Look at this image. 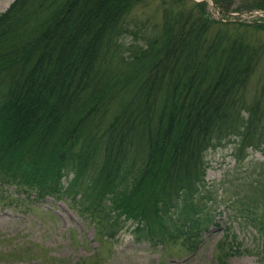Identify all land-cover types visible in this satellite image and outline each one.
Instances as JSON below:
<instances>
[{
    "label": "trees",
    "instance_id": "1",
    "mask_svg": "<svg viewBox=\"0 0 264 264\" xmlns=\"http://www.w3.org/2000/svg\"><path fill=\"white\" fill-rule=\"evenodd\" d=\"M146 1L9 5L11 16L26 10L27 16L23 32L17 26L10 31L0 18V185L55 200L71 196L76 182L87 185L90 210L106 221L108 236L133 220V233L143 232L163 248L154 225L170 224L179 234L195 229L187 237L196 239H202L200 230L208 231L210 215L202 211L209 197L203 157L208 149L228 140L237 155L263 149L264 105L260 96L251 105L243 97L255 75L264 78V17L251 23V35L210 18L205 0L189 6L191 0H163L160 22L142 34L152 49L145 45L125 55L120 40L131 29L125 19ZM214 1L219 18H226V3L233 0ZM43 8L49 11L39 19ZM253 8L264 10V4L256 1ZM28 27L37 34L30 37ZM231 105L239 108L232 111ZM257 166L239 184L245 202L227 205L264 237V210L257 208L264 204V162ZM172 207L176 215L169 214ZM167 237L169 244L172 234ZM223 241L218 264L238 252Z\"/></svg>",
    "mask_w": 264,
    "mask_h": 264
},
{
    "label": "rangeland",
    "instance_id": "2",
    "mask_svg": "<svg viewBox=\"0 0 264 264\" xmlns=\"http://www.w3.org/2000/svg\"><path fill=\"white\" fill-rule=\"evenodd\" d=\"M14 1L0 0L1 23L4 26L10 25V31L14 26H17L19 32L26 31V25L23 23L27 10L17 11L12 16L7 13L9 5ZM256 1L264 4V0H233L229 5L230 1H227L229 12L226 18H219L217 10L206 4L204 8L210 12V18L227 20L229 29L249 31L254 35L256 32L251 23L255 17L263 14H259V9H253ZM193 2L186 1V6ZM145 3H139L125 19V23L131 28L120 40L121 51H124L125 55L137 53L145 45L147 51L152 49L145 43L142 34L147 32L152 23L160 22L164 2L147 0ZM47 11L49 9L38 10L39 19H42ZM238 21L248 24L239 26ZM28 30L30 37L38 31H32L29 27ZM14 35L11 34L12 37ZM36 40L43 42L40 37ZM262 54L264 55V52ZM259 61L260 71L264 72V57ZM159 75L160 71L152 77H156L157 81ZM250 82L243 103L251 105V99L260 96L258 98L264 105V78L255 75ZM236 108H239V105H231L232 111ZM236 149L233 141L228 140L226 144L221 143L208 149L203 156L207 164L205 183L209 195L204 206L209 207L210 211L205 208L202 211L203 214L206 212L210 215L208 231L200 230L202 239H196L187 237L188 233L194 235L197 232L195 229L179 234L178 228L172 229L170 224H165L168 225L167 229L154 225L152 229L156 240L160 242L163 239V243L167 245L163 248L149 243V240H146L147 234L142 232L137 236L133 233L137 225L133 220L118 224L114 235L108 236L105 233L106 221L90 210L92 187L88 188L87 185L83 187L81 183L76 182L71 196L56 200L47 196L37 200L33 196L26 197L17 192L15 185H0V264H218L216 261L221 257L223 240H230V246L238 251L235 255L228 254L223 257L226 264H264V237L253 226L245 223V220L238 218L237 207L232 209L227 205L233 202L238 206L239 203L245 202L243 195L246 190L239 184L247 180L246 173L249 170L254 168L257 171L258 162H264V146L260 150L243 149L238 155ZM241 157L244 158L242 161H235ZM71 177L72 175L69 178ZM69 178L62 179L63 186H68ZM83 190L87 193L86 198L81 195ZM257 208L264 210V204ZM168 212L170 215L177 213L174 207ZM124 218L122 217V220ZM203 224L205 225L206 221ZM168 232L172 234L169 244ZM227 245L228 243L225 246Z\"/></svg>",
    "mask_w": 264,
    "mask_h": 264
}]
</instances>
